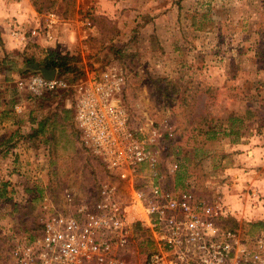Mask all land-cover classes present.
<instances>
[{"label":"rangeland","instance_id":"rangeland-1","mask_svg":"<svg viewBox=\"0 0 264 264\" xmlns=\"http://www.w3.org/2000/svg\"><path fill=\"white\" fill-rule=\"evenodd\" d=\"M34 8L46 26L55 16L57 52L78 59L81 74L68 79L110 64L123 69L121 103L132 127L160 130L162 187L220 195L231 209L226 226L246 239L264 236V0H36ZM39 47L6 55L3 66L16 72L14 113L28 115L33 130L46 128L31 137L26 162L39 174L0 198V211L10 209L0 218V264H9L12 241L39 234L44 201L68 211L67 195L73 204L92 199L106 178L79 145L71 94L33 98L17 89L29 76L18 64L50 52ZM135 241L132 264H141L146 247Z\"/></svg>","mask_w":264,"mask_h":264},{"label":"built area","instance_id":"built-area-1","mask_svg":"<svg viewBox=\"0 0 264 264\" xmlns=\"http://www.w3.org/2000/svg\"><path fill=\"white\" fill-rule=\"evenodd\" d=\"M49 18L44 35L52 40L55 16ZM124 85L125 73L114 64L72 81L40 72L17 79V89L33 98L71 94L79 145L106 178L92 199L73 204L67 195L68 211L44 201L41 231L12 241L9 264H132L137 239L146 247L141 264H264V236L246 239L226 226L231 209L220 195L160 185V130L132 127L121 103Z\"/></svg>","mask_w":264,"mask_h":264},{"label":"crops","instance_id":"crops-1","mask_svg":"<svg viewBox=\"0 0 264 264\" xmlns=\"http://www.w3.org/2000/svg\"><path fill=\"white\" fill-rule=\"evenodd\" d=\"M42 22V16L36 12L30 0H0V198L2 199L10 200L17 195L16 190L20 187L19 185L22 183L28 185L25 182H29V176L39 174L28 172L29 167L26 162L29 158L28 154H31V137L46 127L44 125L42 127L39 123L38 129L34 131L31 129L34 126H30L28 122V115L14 113L16 105L12 107L11 77L9 76L13 77L16 72L10 71L11 74L7 76L5 73L7 67L3 66H6L4 65L6 55L12 52L13 54L28 52L32 43L39 44L40 50L43 48L50 51L60 50H57L55 37L52 40H47L45 37L46 25ZM12 26L22 31L24 37L12 36ZM68 48L70 50L69 46ZM43 52L47 50H42ZM22 66L21 63L18 64L17 69L19 70ZM8 212L10 213V209L4 210L3 213L0 211V218L5 214L9 215Z\"/></svg>","mask_w":264,"mask_h":264},{"label":"trees","instance_id":"trees-1","mask_svg":"<svg viewBox=\"0 0 264 264\" xmlns=\"http://www.w3.org/2000/svg\"><path fill=\"white\" fill-rule=\"evenodd\" d=\"M30 1L32 2V5L34 7H36V0H30ZM77 61H78L77 57L70 56L67 53L63 54V53H60L57 51H50L47 54H45L44 57L42 59H40L39 61H35L32 59L31 60L24 59V61L21 65H23L25 67V70L27 73L26 75L37 74L40 72L41 69H44V70H48V71L56 70L58 73V76H67L70 73L71 74H73V73L81 74L76 69ZM10 70L12 71V68L8 69V67H7L5 73L9 74ZM74 79L75 78H70L69 80L72 81ZM58 94H61V93H58ZM45 96H52V95L47 94ZM44 97H42V98H44ZM42 127H43V125H42ZM42 127H40V129ZM41 131L42 130H40L38 132L40 133ZM231 228H234V227H231Z\"/></svg>","mask_w":264,"mask_h":264},{"label":"water","instance_id":"water-1","mask_svg":"<svg viewBox=\"0 0 264 264\" xmlns=\"http://www.w3.org/2000/svg\"><path fill=\"white\" fill-rule=\"evenodd\" d=\"M40 74L46 79H52L56 76L57 71L56 70L48 71V70L41 69Z\"/></svg>","mask_w":264,"mask_h":264}]
</instances>
